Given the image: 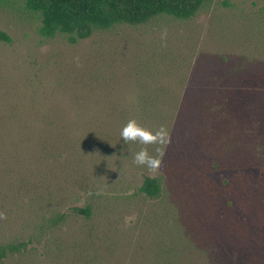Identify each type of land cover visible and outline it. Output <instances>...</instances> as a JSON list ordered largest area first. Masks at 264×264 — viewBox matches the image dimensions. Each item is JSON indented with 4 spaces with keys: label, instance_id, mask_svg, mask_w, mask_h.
<instances>
[{
    "label": "rangeland",
    "instance_id": "obj_1",
    "mask_svg": "<svg viewBox=\"0 0 264 264\" xmlns=\"http://www.w3.org/2000/svg\"><path fill=\"white\" fill-rule=\"evenodd\" d=\"M41 29L0 0V264H264V0L77 43ZM131 119L164 130L159 169L133 162Z\"/></svg>",
    "mask_w": 264,
    "mask_h": 264
},
{
    "label": "trees",
    "instance_id": "obj_2",
    "mask_svg": "<svg viewBox=\"0 0 264 264\" xmlns=\"http://www.w3.org/2000/svg\"><path fill=\"white\" fill-rule=\"evenodd\" d=\"M211 0H25L31 12L41 15L42 35L54 38L69 36L72 43L86 40L97 32L108 31L119 25L142 26L151 21L169 16L177 20L193 19ZM0 41L11 42V38L0 31ZM162 186L157 179H148L142 191L155 198L160 196ZM90 217V209L79 210ZM56 221L43 218L37 232L31 238L39 237ZM13 246L12 249H15ZM10 248L7 249L9 251ZM16 250V249H15ZM5 250H0V259Z\"/></svg>",
    "mask_w": 264,
    "mask_h": 264
},
{
    "label": "clouds",
    "instance_id": "obj_3",
    "mask_svg": "<svg viewBox=\"0 0 264 264\" xmlns=\"http://www.w3.org/2000/svg\"><path fill=\"white\" fill-rule=\"evenodd\" d=\"M120 135L125 145L138 144L143 146L131 157L136 165L145 166L152 170L161 167V160L150 154L148 146L163 142L165 136L163 129L153 131L141 126L135 119H131L123 126ZM129 151H131L130 148ZM128 222L126 220V223Z\"/></svg>",
    "mask_w": 264,
    "mask_h": 264
}]
</instances>
